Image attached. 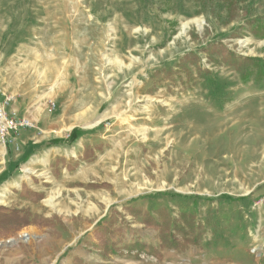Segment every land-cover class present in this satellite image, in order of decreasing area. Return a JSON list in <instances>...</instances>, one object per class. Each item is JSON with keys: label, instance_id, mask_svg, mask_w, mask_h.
<instances>
[{"label": "rangeland", "instance_id": "obj_1", "mask_svg": "<svg viewBox=\"0 0 264 264\" xmlns=\"http://www.w3.org/2000/svg\"><path fill=\"white\" fill-rule=\"evenodd\" d=\"M231 1L0 0L30 121L0 138V264H264V0Z\"/></svg>", "mask_w": 264, "mask_h": 264}, {"label": "built area", "instance_id": "obj_2", "mask_svg": "<svg viewBox=\"0 0 264 264\" xmlns=\"http://www.w3.org/2000/svg\"><path fill=\"white\" fill-rule=\"evenodd\" d=\"M9 99L4 97L0 100V138L4 140L6 136L18 131L20 128L30 125L29 119L17 117L15 114L7 112Z\"/></svg>", "mask_w": 264, "mask_h": 264}, {"label": "trees", "instance_id": "obj_3", "mask_svg": "<svg viewBox=\"0 0 264 264\" xmlns=\"http://www.w3.org/2000/svg\"><path fill=\"white\" fill-rule=\"evenodd\" d=\"M237 1H234L233 2L231 1L229 3L230 6H234L236 5ZM252 32L254 35H259V36H264V28L263 27H252ZM249 60H252L256 63V66L259 67L258 69V75H257V78H260L264 75L263 71H262V68L260 67V64L263 63V60L259 57H250ZM248 71H245L244 73H242L241 77H243L244 79H246V77L248 76Z\"/></svg>", "mask_w": 264, "mask_h": 264}, {"label": "crops", "instance_id": "obj_4", "mask_svg": "<svg viewBox=\"0 0 264 264\" xmlns=\"http://www.w3.org/2000/svg\"><path fill=\"white\" fill-rule=\"evenodd\" d=\"M16 132H17V131H16ZM14 133H15V132H14ZM14 133H11V134H10V135L12 136V138H14V137H13V134H14ZM146 264H160V263H151V261H147Z\"/></svg>", "mask_w": 264, "mask_h": 264}]
</instances>
